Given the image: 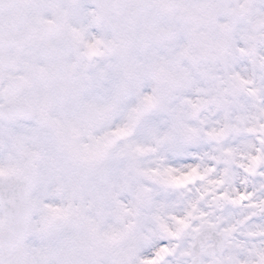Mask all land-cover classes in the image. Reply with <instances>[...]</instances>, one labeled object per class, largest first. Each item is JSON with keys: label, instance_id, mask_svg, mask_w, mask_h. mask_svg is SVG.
<instances>
[{"label": "clouds", "instance_id": "1", "mask_svg": "<svg viewBox=\"0 0 264 264\" xmlns=\"http://www.w3.org/2000/svg\"><path fill=\"white\" fill-rule=\"evenodd\" d=\"M0 264H264V0H0Z\"/></svg>", "mask_w": 264, "mask_h": 264}]
</instances>
